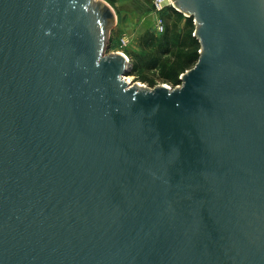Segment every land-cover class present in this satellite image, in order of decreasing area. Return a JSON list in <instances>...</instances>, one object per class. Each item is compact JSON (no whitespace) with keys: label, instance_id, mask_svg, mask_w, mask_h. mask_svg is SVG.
Segmentation results:
<instances>
[{"label":"water","instance_id":"1","mask_svg":"<svg viewBox=\"0 0 264 264\" xmlns=\"http://www.w3.org/2000/svg\"><path fill=\"white\" fill-rule=\"evenodd\" d=\"M181 83L103 55V0H0V264H264V0H171Z\"/></svg>","mask_w":264,"mask_h":264},{"label":"trees","instance_id":"2","mask_svg":"<svg viewBox=\"0 0 264 264\" xmlns=\"http://www.w3.org/2000/svg\"><path fill=\"white\" fill-rule=\"evenodd\" d=\"M166 13H171L177 20L184 18L182 12L167 6L162 12L165 19L164 31L146 32L140 37V51H134L128 56L132 63L128 74L158 69V78L175 86L181 83L179 75L197 61L200 44L193 34L194 23L191 16H186L182 28L178 29L176 22L168 25L169 14L167 16Z\"/></svg>","mask_w":264,"mask_h":264},{"label":"rangeland","instance_id":"3","mask_svg":"<svg viewBox=\"0 0 264 264\" xmlns=\"http://www.w3.org/2000/svg\"><path fill=\"white\" fill-rule=\"evenodd\" d=\"M94 1V0H93ZM96 1V0H95ZM113 10L114 18L111 24L105 28L103 55L111 54L122 50L130 57L134 51H140L139 39L146 32H155L153 16L151 14V0H103ZM172 6L173 5H168ZM167 16L169 13H166ZM184 18L177 20L171 13L168 16V25L173 22L178 23V29L183 26L186 15L182 13ZM193 21V20H192ZM125 37L128 41L124 48L118 44L119 38ZM128 57V58H129ZM158 69L140 70L125 77L132 84L143 85L148 88L151 84H165L172 86L160 80L157 76ZM182 74V73H181ZM180 76V75H179ZM176 86V85H175Z\"/></svg>","mask_w":264,"mask_h":264},{"label":"built area","instance_id":"4","mask_svg":"<svg viewBox=\"0 0 264 264\" xmlns=\"http://www.w3.org/2000/svg\"><path fill=\"white\" fill-rule=\"evenodd\" d=\"M171 4V0H151V14L153 16L154 30L156 33H161L164 31L165 19L162 16V12L168 5ZM127 41L128 40L125 37H120L118 44L121 48H124L127 44ZM119 52L124 53L122 50H119Z\"/></svg>","mask_w":264,"mask_h":264}]
</instances>
